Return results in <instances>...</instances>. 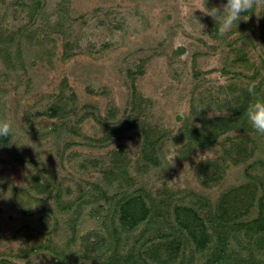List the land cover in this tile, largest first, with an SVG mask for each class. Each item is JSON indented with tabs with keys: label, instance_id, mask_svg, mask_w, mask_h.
<instances>
[{
	"label": "rangeland",
	"instance_id": "obj_1",
	"mask_svg": "<svg viewBox=\"0 0 264 264\" xmlns=\"http://www.w3.org/2000/svg\"><path fill=\"white\" fill-rule=\"evenodd\" d=\"M64 5L67 9L60 10ZM204 6L205 0H0L2 32L12 34L18 28L53 32L52 40L43 47L30 46L29 33L21 36L23 40L16 46L22 48V66L7 71L0 59V119L12 121L17 129L8 144L0 142V257L9 259L10 264H55L50 258L53 243L64 245L72 236L78 239L92 230L104 232L111 220L108 198L121 189L117 177L104 174L118 160L113 154L117 146L126 147L129 171L136 182L131 188L156 191L166 184L182 191L185 200L191 201L192 192H196L217 202L226 188L243 181L247 164L240 163L231 165L222 180L205 184L193 163L219 155L221 143L212 149L194 150L189 161H183L174 139L184 121H196L193 101L200 99L201 111L215 112L210 98H203L209 92L221 95V86L241 81L234 71L243 68L230 65L234 57L229 46L212 37L208 15L199 9ZM250 18L258 36L259 25L264 26V0H257ZM226 37L236 38L235 34ZM66 42L72 55L64 59ZM139 65L143 72L135 77V97L129 71L135 72ZM224 65L230 69L227 73L221 70ZM63 87L67 96L72 91L76 95L74 104L68 102L78 111L68 123L75 131L53 129L52 120L36 115ZM135 101L141 102L135 112L136 124L157 135L167 134L160 147L165 159L144 170L137 169L140 137L132 135L125 123L121 134L99 143L91 138L104 137L106 128L89 112L80 116L89 104L88 109L99 113L101 119L112 110L115 115L110 122L122 123ZM12 139L27 143L18 146ZM92 158L99 163L89 162ZM41 171L58 180L64 200L76 198L77 203L88 198L91 203L85 202L77 217L74 209L56 205L55 191L34 192L30 214H25L19 205L22 199H16L15 194L19 186L29 183L32 174ZM90 211L101 217L96 219ZM72 244L71 252H76L78 244Z\"/></svg>",
	"mask_w": 264,
	"mask_h": 264
},
{
	"label": "trees",
	"instance_id": "obj_2",
	"mask_svg": "<svg viewBox=\"0 0 264 264\" xmlns=\"http://www.w3.org/2000/svg\"><path fill=\"white\" fill-rule=\"evenodd\" d=\"M222 2L223 0H208L207 4L209 8L218 7ZM36 6L39 7L40 4ZM36 6L32 17L36 14ZM255 7L247 13V20L241 19L237 29L223 36L217 34L216 21L208 15L212 25V37L224 40L233 53V63L230 65L243 68L234 71V76L241 81H232L227 86H221V95L209 92L203 98H210L212 109L218 114L209 116L208 112L198 109L200 99L193 101L192 110L196 113V121H184L182 128L174 136L178 144L177 152L183 161H189L194 150L212 149L221 143L222 150L219 155L200 158L193 163L205 184L222 180L231 165L240 163L247 164L243 181L226 188L217 202H211L203 196L204 194L196 192H192L191 201L185 200L182 191L169 188L166 184V187L156 191L145 189L143 186L131 188L136 182L129 171L126 147L117 146L113 154L120 161H115V164L104 171L106 176L109 173L117 177L118 186L121 187L108 198L111 201V220L106 230H92L87 236H80L78 239L72 236L64 245L53 243L50 258L55 264H264V135L252 129L244 115L248 103L254 98L247 91L248 84H254L255 92L264 97V26L259 25L261 28L257 36L255 26L250 20L255 13ZM65 8L64 5L60 10ZM25 33H29L27 42L30 46L41 47L49 44L53 35V32L40 28H32L30 32L18 28L12 34L0 30V59L7 71L24 64L22 48L20 45L16 46V42L21 43ZM17 34L20 35L19 38H16ZM228 34H235L236 38L226 40ZM12 44L16 46L15 53V50L10 51L15 47ZM44 52L49 55L46 50ZM62 53L64 59L72 55L68 42L63 44ZM221 70L224 73L230 71L228 65H224ZM142 72L140 65L135 72L129 71L135 97L138 95L135 77L137 73ZM2 88L0 85V90ZM65 89L67 88L63 87L53 98V102L45 110L37 111L36 115H45L52 120L53 129L61 130L65 127L75 131L76 128L68 126V123L69 119L78 113L75 105L70 106L74 104L76 95L72 91L68 97ZM140 103L134 102L129 116L122 123L110 122L109 119L115 115L112 110L101 119L99 113L95 114L96 111L88 109L89 104L85 106L87 111L80 116L86 117L90 114L106 128L108 133L104 137L91 138L99 143H105L107 139L121 134V125L125 123L126 129L132 130V135L141 139L139 157L136 160L137 169L144 170L150 164H159L165 159L160 147L163 140L167 139L164 138L167 134L157 135L145 125L136 124L138 114L135 112L139 110ZM9 139L10 137L6 136L0 138V142L8 144ZM258 152L260 154H257ZM92 160L95 159L92 158L89 162ZM95 162V165L99 163L97 160ZM32 175L29 183L19 186L15 194L16 199H22L19 205L25 214H30L31 201L36 199L32 197L34 192L39 195L44 191H55L56 205L62 206L63 209H74L77 217L82 213L83 204L92 201L88 198H83L77 203L76 198L64 200L58 180L49 178L43 171ZM88 214L96 219L101 217V214L93 211ZM106 219L105 216L104 221ZM25 230L29 229L26 227ZM73 242L78 244L76 252H71ZM33 249L37 250V247ZM9 261L6 257H0V264H10Z\"/></svg>",
	"mask_w": 264,
	"mask_h": 264
},
{
	"label": "clouds",
	"instance_id": "obj_3",
	"mask_svg": "<svg viewBox=\"0 0 264 264\" xmlns=\"http://www.w3.org/2000/svg\"><path fill=\"white\" fill-rule=\"evenodd\" d=\"M207 0H205L204 8H199L207 15L213 17L216 21V32L218 35H225L233 29H237L238 22L243 19L247 20L249 17L247 13L256 5V0H223L220 6L207 7ZM247 91L254 97L247 105L244 115L251 128L258 134L264 135V97L259 96L255 92V85L248 84ZM215 112H210L209 116ZM218 114V113H215ZM17 129L15 124L8 119H0V138L15 137ZM18 146L24 143H18L12 139ZM174 162V160H173ZM34 207V206H33Z\"/></svg>",
	"mask_w": 264,
	"mask_h": 264
}]
</instances>
